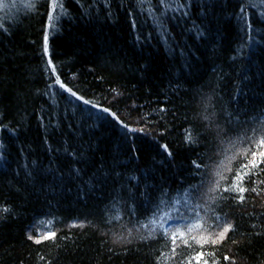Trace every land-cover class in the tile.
Masks as SVG:
<instances>
[{"label":"trees","instance_id":"16d2710c","mask_svg":"<svg viewBox=\"0 0 264 264\" xmlns=\"http://www.w3.org/2000/svg\"><path fill=\"white\" fill-rule=\"evenodd\" d=\"M61 2L0 0V264H264V0Z\"/></svg>","mask_w":264,"mask_h":264},{"label":"snow or ice","instance_id":"6c2138e0","mask_svg":"<svg viewBox=\"0 0 264 264\" xmlns=\"http://www.w3.org/2000/svg\"><path fill=\"white\" fill-rule=\"evenodd\" d=\"M160 2L163 4L164 3V0H160ZM29 7H31V5H29ZM49 7H50V10L48 11L47 13V19L48 21L50 22L49 23V27L50 28H55L56 27V21L59 20L60 16L63 15L65 13V9H64V5L63 3L61 2V0H51V3L49 4ZM181 7H183L181 5ZM59 8L60 9V12H56L55 10ZM245 11L244 7L242 6L241 7V12L243 13ZM184 15H187V13L185 12ZM199 35H203V33H199ZM48 41H49V35L46 33L44 35V48H43V52L46 56H48L49 54V48H48ZM47 64L49 66V68L51 69L49 72H48V75L50 77V82H49V89H52L55 85H59V88L60 89H63L64 91L66 92H69L71 96L75 97L77 100H81L85 105H88L89 104V101L84 99L83 97H80L77 95V93L75 91H72L70 88H68L64 82H62L59 78V75L56 74V68L53 66V62L49 56L48 60H47ZM53 74H56V79H55V82L53 83L51 81V76ZM91 107H98L97 105H91ZM105 113H110V110L107 109V108H103V109H99ZM111 115H113L115 117V114L114 113H110ZM255 131V130H254ZM191 135L189 134L188 136H186V142H191ZM258 146H264V140L260 141V144ZM164 151L168 153L169 156L172 155V153L168 150L167 146L166 145H163L162 146ZM67 151V149H66ZM245 152H247L248 150L245 149L244 150ZM72 155H75L74 153H72ZM252 155V159L248 162V164H244V165H241L242 168H258L261 164H264V151H261L259 153L253 151L251 153ZM257 155H259L260 159H256ZM235 157H232V159H234ZM195 163V162H194ZM197 167H199V165L197 164L196 165ZM229 171H231V168L228 169ZM80 172L81 170L76 168L73 170V173L74 175L76 176V178H80ZM245 175H247L246 172L244 173H241L240 171H237L236 172V175L235 177L233 178V183L230 187H225L224 188V191H238L240 193H244L246 191V189L244 187H241L239 186L240 183L244 180V177ZM63 178V177H61ZM223 179V177H221ZM218 186V185H217ZM255 190V189H253ZM240 200L243 201L244 200V196L241 195L240 196ZM156 214L154 213V216ZM199 214L197 213V216ZM171 219H175L174 217H171V216H168L167 214H165L163 217L160 218V220H157V219H152L149 221V223L151 225H153V229L152 231H155V226H159L160 228H164V224L168 221V220H171ZM186 219V218H185ZM217 221L220 220V217L217 216L216 217ZM75 226V225H73ZM143 227H148V225H143ZM193 227L195 228H199L200 225L199 223H196L194 225H190L188 227V232H191ZM171 226H169V228L165 229V235H167L168 231L170 230ZM232 230V225L231 224H227L222 231L219 232V235H218V239L219 240H223L226 238V234L229 233L230 231ZM150 235L152 234L151 232L149 233ZM55 235L56 233L55 232H48L46 233L43 237H40V238H34L33 235H31V233L29 232L28 234V239L30 240H34L35 243L39 244L42 242V240L44 239H53L55 238ZM185 235L184 232H182L180 230L179 227L176 228V231L175 232H172V235H171V239H172V243L173 245H176V240H177V237H183ZM185 243H187V241H184ZM204 242H207L206 240ZM217 240L216 239H213L212 240V243H216ZM173 251H175V249H173ZM197 264H199V262H197ZM204 264H208L207 261L204 262Z\"/></svg>","mask_w":264,"mask_h":264}]
</instances>
